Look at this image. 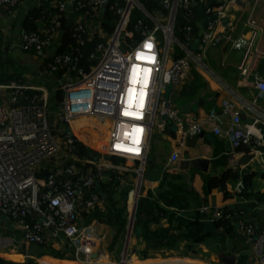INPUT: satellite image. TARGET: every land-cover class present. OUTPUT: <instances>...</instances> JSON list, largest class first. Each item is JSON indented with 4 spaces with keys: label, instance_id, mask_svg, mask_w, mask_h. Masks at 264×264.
<instances>
[{
    "label": "built area",
    "instance_id": "obj_1",
    "mask_svg": "<svg viewBox=\"0 0 264 264\" xmlns=\"http://www.w3.org/2000/svg\"><path fill=\"white\" fill-rule=\"evenodd\" d=\"M20 1L0 0V9L11 10ZM71 1L73 10L81 15L72 27L77 47L86 39H95L88 68L80 64L73 49L55 52L61 18L68 11L66 0H40L41 5L53 9L44 19L46 27L23 31L19 41L22 51L44 54L45 63L38 68V74L60 73L63 78L58 88L62 97L57 103L60 110L55 122L49 119L50 96L44 88L20 80L0 82V211L13 229L23 233L27 243L63 240L78 264H101L102 234L95 221H82L101 202L92 191L95 180H110L115 173L129 170L118 159L137 162L141 175L155 125L164 130L172 123L176 130L190 136L203 131L199 123L181 118L180 109L170 97L163 98V89L183 81L191 63L201 62L206 47L224 38L231 39L226 34L224 19L228 4L235 0H216L214 5L208 4V0H155L159 6L152 9L140 0ZM198 3L207 4L203 8L204 18L216 15V19L204 25L196 39L198 51H194L191 46L196 37L189 23L195 18L192 7ZM105 10L114 16L109 31L101 27ZM133 11L140 16L132 22ZM179 16L188 23L177 34ZM247 24L255 23L248 19ZM180 31L183 36H179ZM2 39L0 30V45ZM254 39L240 37L232 41L234 48L247 47L238 67L245 77L250 74ZM172 43L178 47L171 48ZM146 44L152 47L147 48ZM254 84L264 93V79L254 75ZM125 112L134 115L125 116ZM208 118V123L219 131V114L213 109ZM81 119L96 120L95 130L76 126L75 133L72 124ZM60 123L62 129L58 128ZM259 123L264 126V117L257 112L248 124L239 125L236 119L232 120L225 132L235 145L243 143L256 151L257 146L264 148V129ZM95 141H102L103 146L94 147ZM75 142L82 143L90 154L80 156ZM129 148L139 151H125ZM242 188L239 180L237 192ZM82 189L88 193L84 194ZM134 195L135 192L130 194L131 210L138 192ZM240 228L248 238L255 232L253 223H242ZM11 244L10 237L0 234V248ZM254 249L264 264V230L256 237ZM125 261L127 255L122 254L119 261L111 264Z\"/></svg>",
    "mask_w": 264,
    "mask_h": 264
},
{
    "label": "crops",
    "instance_id": "obj_2",
    "mask_svg": "<svg viewBox=\"0 0 264 264\" xmlns=\"http://www.w3.org/2000/svg\"><path fill=\"white\" fill-rule=\"evenodd\" d=\"M66 1V23L80 21L81 15L73 10L72 1ZM207 3L214 5L216 0H208ZM206 5L202 3L200 11L195 14L198 36L191 46L194 51H198L196 39L205 25L203 8ZM36 7H42L40 0H21L11 10L0 9L3 36L0 50H22L19 47L20 35L24 31L22 22L27 13ZM43 8L44 11L48 9L46 5ZM225 12V31L231 39L224 38L206 47L201 62L198 65L191 63L187 76L173 86V97L172 94L169 96L173 105L180 109L181 118L199 123L203 128L202 133L190 136L176 130L173 137L167 126L159 130L157 141L152 146L150 139L149 159L141 175L137 172V162L121 159L119 162L128 166L129 170L115 173L110 180L102 178L98 181L101 202L82 221L96 222L97 231L102 234L100 247L107 263L119 261L126 248L127 261L121 264H225L221 260L223 255H234L235 264H261L254 249V239L264 230V218L257 212L258 209H264V148L257 146L256 151H252L251 146L245 144L248 151L243 148L239 150L225 131L232 120L236 119L239 125H244L251 123L257 112L264 117V93L254 84V75L264 79V0H235L228 4ZM248 19L255 24H247ZM37 26L45 28V20H38ZM252 36L255 38L253 61L250 74L245 77L240 74L238 67L247 54V47L234 48L232 41L240 37L251 39ZM59 38L60 34L56 39L60 41ZM23 53L25 57L21 61L22 65L32 64L31 67L35 69L29 78L19 79V74L13 75L4 70L2 73L0 70L1 76L7 73L5 76L8 81L20 80L42 87L53 100L62 76L38 74V68L45 63L44 54ZM185 105L186 109L181 110ZM213 109L219 114V121L216 122L219 131L208 123V113ZM259 127L264 129L261 123ZM247 152L256 154L247 165L237 166L233 163V160ZM228 169L237 171L239 178L221 180L225 182L224 188L219 183L216 188L209 190V178L220 176ZM248 172L253 175L246 185L241 175ZM239 180L243 184L240 193L236 189ZM134 188L135 195L137 190L139 192L137 200L134 198L136 208L129 231L133 209L130 212L128 209L133 201L130 194ZM138 200L146 209H137ZM155 204L163 212L158 213ZM203 208L207 211H201ZM229 208L241 211L247 209L240 216H233V235L215 233L198 243L179 238L171 245H155L151 241L147 243L143 236L146 232L160 230L184 232L187 220L202 215L206 221H214L224 209ZM144 209L153 214L149 215ZM242 223H253L255 232L250 238L242 233ZM256 225H259L258 229ZM0 234L12 240L9 247L0 248V259L5 263L78 264L63 240H49L44 244L27 243L23 233L13 229L8 220L0 221Z\"/></svg>",
    "mask_w": 264,
    "mask_h": 264
},
{
    "label": "trees",
    "instance_id": "obj_3",
    "mask_svg": "<svg viewBox=\"0 0 264 264\" xmlns=\"http://www.w3.org/2000/svg\"><path fill=\"white\" fill-rule=\"evenodd\" d=\"M147 9H152L153 7H158V2L155 0H140ZM45 5H42V7H36L33 8L32 10H30L27 15L25 16V18L23 19L22 22V29L24 31L27 32H31L34 31L38 28L37 26V21L40 19H47L48 17V13L50 11H52V8L47 9V11H44V7ZM48 7V6H46ZM193 11L195 12V14L200 11L201 5L198 3L197 5H194L193 7ZM140 16L139 12L137 11H133L132 16H131V21H135L138 17ZM114 16L108 11L105 10V12L103 13L102 16V20H101V27H103V29L109 31L111 30V26H110V22L111 20H113ZM188 22L186 20L183 19V17L179 16L177 17L176 20V26H177V30L176 32H179V28H182V26H184L185 24H187ZM192 26V33L194 35V37H197V23H196V19H192L190 20L189 23ZM73 27V23L72 24H68L65 21V17L62 16L61 18V24H60V38H59V45L55 48V52L56 53H63L66 51H70L71 49H73L74 54L78 56L79 62L81 65H83L84 67L88 68L89 64L91 63L89 60V55L93 49V45H94V41L95 39L92 40H88L86 39L85 43L82 46H78L76 44V39L74 37V31L72 29ZM179 36H183V32L180 31ZM77 49V50H76ZM60 73H58L59 75ZM4 78V76H1L0 73V78ZM6 81H8V79L5 77L4 78ZM61 91L58 89L56 90V93L54 95V100L56 101V103H59L61 101ZM96 121V120H95ZM82 121H79L78 123H81ZM76 122L73 123V128L75 129V132H77L76 130ZM94 124L96 122H94V119H86V121L84 122V124L88 125V124ZM91 129V128H90ZM87 131H90L89 129H87ZM92 136L93 133H92ZM75 147L78 151V154L80 156H84V155H89L91 151H89L82 143L80 142H75ZM237 148H239V150L241 148H243V150L248 151V147L243 144L240 143ZM253 173L252 172H248L246 174L241 175L242 180L244 181V183L247 185L250 183L251 181V177H252ZM233 178V179H238L239 178V174L237 171H232L231 169H228L226 171H223L221 173L220 176H211L208 180L207 183V188L209 190L216 188L221 180H225L227 178ZM247 194V193H246ZM225 197L228 196L227 193L224 194ZM154 204V203H153ZM143 207L145 208V206H143V204H141L138 200V204H137V209L138 210H143ZM155 208H157L158 213L163 212L157 204L154 205ZM146 209V208H145ZM144 212L150 214L151 211L145 210ZM156 210V211H157ZM247 209H242L241 210H235L232 208L229 209H224V211L222 212L221 216H219L218 218L214 219V225L215 227H217L219 230L214 232V233H208L205 234L203 232L205 224H206V220L204 219V217L202 215H198L196 217H194L193 219L187 220L184 224H185V231L184 232H178V233H169V231L166 230H160V231H155V232H146L143 234L144 238L146 239L147 243H149L150 241L155 244V245H163V244H168L171 245L172 243H174L177 239L179 238H184L187 241H189L190 243H198V242H202L207 236H210L212 234H224V235H233L234 234V229H235V225L232 222V217L234 215L236 216H240L241 212H246ZM154 218V217H153ZM117 220V218H115ZM239 237H242L241 235H238ZM237 236V237H238ZM149 246L147 245V248ZM143 255H146V250L143 252ZM0 264H11V263H5L2 259H0Z\"/></svg>",
    "mask_w": 264,
    "mask_h": 264
},
{
    "label": "rangeland",
    "instance_id": "obj_4",
    "mask_svg": "<svg viewBox=\"0 0 264 264\" xmlns=\"http://www.w3.org/2000/svg\"><path fill=\"white\" fill-rule=\"evenodd\" d=\"M159 37H160L161 43L163 44V46H165V43L162 40V37L160 35H159ZM176 47H178L176 44H174V43L171 44V48H176ZM24 57H25V54L20 49L9 50V51L0 50V70H1V73L3 72V70L5 72L11 73L13 75L16 73V74L20 75V76H18L19 79H21L23 77L25 80H27L29 78V76L34 72L35 69L33 67H31L32 64L31 65H29V64L28 65H24V64L22 65L21 61L23 60ZM170 57H171V55H170ZM22 66H29V68L25 67L26 69H24V67H22ZM5 74H7V73H5ZM5 74H4V78L6 77ZM4 78L1 77L0 78V82H5L6 80ZM32 82H34V81H32ZM46 86H48V84H46ZM172 93H173V85L172 84L166 85L165 88L163 89V98L164 99H168V97ZM172 97H173V94H172ZM172 99L175 102V99L174 98H172ZM49 108H50V112H51V115H50L49 119H50L51 123H54L55 122L56 113L59 112V110H60V105H57V103L53 99V100H50V102H49ZM79 121H82L81 123H83V124L80 125V123H78ZM79 121H77V122L75 121L76 122L75 124H77L76 126L78 128L80 126H82V127L84 126L85 129L92 130V129H94L93 127H96V125H97V121H95V120H94V122H96V124L95 123L94 124L90 123L88 125L84 124L86 119H81ZM172 125L175 128V125L174 124H172ZM58 128L62 129L63 125L61 123L58 124ZM158 132H159V129L155 125V127L153 129L152 136H151V142H152L151 146L155 143V141H157V138L159 136ZM92 137H94V136H92ZM150 155H149V157H150ZM148 159L149 158H147V161H148ZM118 160H121V159H118ZM97 187H98V181L95 180V185H94L92 191L97 193V194L101 193V191ZM137 191L139 192V190H137ZM133 192H135V188L133 189L132 193ZM131 208L132 207L129 206V209H128L129 212H130ZM0 221L7 222V217L5 215H1L0 216Z\"/></svg>",
    "mask_w": 264,
    "mask_h": 264
},
{
    "label": "water",
    "instance_id": "obj_5",
    "mask_svg": "<svg viewBox=\"0 0 264 264\" xmlns=\"http://www.w3.org/2000/svg\"><path fill=\"white\" fill-rule=\"evenodd\" d=\"M215 19H216V15H212L209 18H205L204 19V24H206L208 21L211 22V21H213ZM49 52H52V49H50ZM39 54H41V52H39ZM186 107H187V105L182 106L181 107V110L186 109ZM168 130L171 133V135L174 137L175 136L176 129L174 128V126L172 125V123L168 124ZM201 133L202 132H200L199 134H201ZM255 155H256L255 152H247V153H244V154L240 155L237 159L233 160V163L235 165H237V166L247 165L252 159L255 158ZM220 186L222 188H224L225 182H220ZM82 191H85V190L82 189ZM87 193H88V191H87ZM135 208H136V202L133 205V211H132L131 216H130L129 229H128L129 231L131 230V227H132V222H133V219H134V211H135ZM257 212H258L259 215H261L264 218V209H258ZM1 215H2V212L0 211V216ZM232 219H234V217H232ZM255 228L258 229L259 228V225H256ZM218 230L219 229L217 227H215L214 222L212 220H208V221H206V224H205V227H204L203 232L205 234H208V233H214V232H216ZM254 240H256V239H254ZM125 255H126V248H125V251L123 253V256H125ZM95 256L96 255L93 254V257H95ZM221 260L225 264H235L236 258H235L234 255H231V256L223 255V257L221 258Z\"/></svg>",
    "mask_w": 264,
    "mask_h": 264
},
{
    "label": "snow or ice",
    "instance_id": "obj_6",
    "mask_svg": "<svg viewBox=\"0 0 264 264\" xmlns=\"http://www.w3.org/2000/svg\"><path fill=\"white\" fill-rule=\"evenodd\" d=\"M145 47H147V48H151L152 45H151V44H146ZM138 58H142V57H138ZM142 106H143V105H142ZM124 115H125V116H133L134 114L131 113V112H125ZM137 118H139V117H137ZM140 131H141L140 129H138V128L136 129V132H137V133H139ZM136 143H139V140H138V139L136 140ZM117 147H119V146H117ZM125 151H128V152H138L139 149H131V148H129V149H125Z\"/></svg>",
    "mask_w": 264,
    "mask_h": 264
},
{
    "label": "bare ground",
    "instance_id": "obj_7",
    "mask_svg": "<svg viewBox=\"0 0 264 264\" xmlns=\"http://www.w3.org/2000/svg\"><path fill=\"white\" fill-rule=\"evenodd\" d=\"M73 125V124H72ZM74 129V128H73ZM74 132H75V129H74ZM76 133V132H75ZM103 145H102V141H95V143H94V147H96V148H101ZM101 260H102V262H100L101 264H111V263H107V260L105 259V258H103V256H102V258H101Z\"/></svg>",
    "mask_w": 264,
    "mask_h": 264
},
{
    "label": "clouds",
    "instance_id": "obj_8",
    "mask_svg": "<svg viewBox=\"0 0 264 264\" xmlns=\"http://www.w3.org/2000/svg\"><path fill=\"white\" fill-rule=\"evenodd\" d=\"M250 131H255V129L254 128H250Z\"/></svg>",
    "mask_w": 264,
    "mask_h": 264
}]
</instances>
